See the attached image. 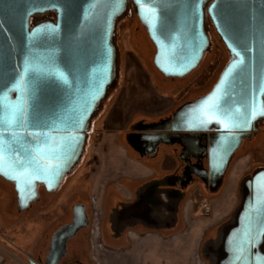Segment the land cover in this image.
I'll return each instance as SVG.
<instances>
[{
	"label": "water",
	"instance_id": "95a60500",
	"mask_svg": "<svg viewBox=\"0 0 264 264\" xmlns=\"http://www.w3.org/2000/svg\"><path fill=\"white\" fill-rule=\"evenodd\" d=\"M130 1L166 78H183L201 63L210 45L205 12L232 56L213 89L174 117L177 132L216 130L209 178L217 183L264 119V0H141L144 7ZM127 6L128 0H0V178L14 186L20 211L36 201L39 185L56 191L79 162L90 121L116 80L114 31ZM52 12L55 21L31 26L33 17ZM30 156L44 167L21 175L9 166ZM244 188L220 264H264V169Z\"/></svg>",
	"mask_w": 264,
	"mask_h": 264
},
{
	"label": "crops",
	"instance_id": "0c3cea01",
	"mask_svg": "<svg viewBox=\"0 0 264 264\" xmlns=\"http://www.w3.org/2000/svg\"><path fill=\"white\" fill-rule=\"evenodd\" d=\"M139 88L136 83L128 92L135 94ZM124 104L116 100L103 105L104 114L107 110L115 113L106 117L105 129L93 146L96 197L92 213L88 216L84 205L74 210V219L79 211L86 226L80 228L81 223L60 230L48 247L32 246L27 253L20 248L24 245L14 229H0V264H22L19 254L48 264L53 251L62 264H220L224 238L236 224L245 195L244 186L241 194L237 192L240 177L231 167L235 155L217 183L196 177L179 182L186 160L194 164L195 156L183 155L185 160L175 142L143 152L137 130L155 121L145 118V99ZM200 186L212 206L210 219L199 218L203 199L193 205L198 198L194 190ZM196 218L201 226L194 225ZM211 230L218 232H210L212 240L202 247L201 234Z\"/></svg>",
	"mask_w": 264,
	"mask_h": 264
},
{
	"label": "rangeland",
	"instance_id": "374dc122",
	"mask_svg": "<svg viewBox=\"0 0 264 264\" xmlns=\"http://www.w3.org/2000/svg\"><path fill=\"white\" fill-rule=\"evenodd\" d=\"M51 18L52 13L35 16L31 25ZM206 32L210 38V45L199 66L183 78H166L154 65L155 47L147 29L138 17L135 6L130 2L126 12L116 20L113 40L117 49V76L105 102L111 101L112 103L118 100L126 105L135 99H145V114L147 115L145 118L159 121L184 105L196 102L208 94L219 80L232 56L209 18L206 22ZM136 83L140 90L135 94L128 92ZM103 105L91 122L86 147L80 161L67 174L64 182L56 191L48 193L44 188H40L36 201L31 203L27 209L20 211L14 186L0 179V229H14L20 236V241L22 240L24 246L20 248L24 252H29L32 246L39 249L48 247L62 228V230L66 228L69 230L74 223V210L79 205H84L87 208L86 214L91 216L93 198L96 197L92 185L93 172L96 167L93 146L98 142L99 134L103 133L107 118L115 113V110H109L110 112L107 110L104 114ZM100 116L102 118L99 120ZM257 127L258 130L244 142L231 162V167L238 170L240 177L237 183L238 195L241 194L245 181L264 169V119L257 122ZM110 131L113 130L110 129ZM194 192L198 198L193 205L197 206L201 199H203L202 202L209 203L207 193L202 186ZM213 215L212 212L207 217L203 212H199V218L202 219H210ZM199 218L194 220V225L201 226L202 221L198 220ZM88 219L90 221V218ZM85 220L84 218L80 228L86 226ZM216 231L211 230L204 232L205 235L201 234L202 247L212 240L211 233ZM73 240L74 238L70 239V241ZM83 242H87L85 237ZM19 255L24 259H22V264H38L26 256ZM62 263L63 259L60 263L57 259L52 264Z\"/></svg>",
	"mask_w": 264,
	"mask_h": 264
},
{
	"label": "flooded vegetation",
	"instance_id": "af4514ba",
	"mask_svg": "<svg viewBox=\"0 0 264 264\" xmlns=\"http://www.w3.org/2000/svg\"><path fill=\"white\" fill-rule=\"evenodd\" d=\"M130 2L131 1L128 0L127 9L129 7ZM208 18L209 17L207 15V12H205V26H206V22H207ZM32 19L30 20V24L32 23ZM55 20H56V14L54 12H52V18L47 19L45 21H55ZM35 24H37V23H34L31 26L33 27ZM209 41H210V38H209ZM151 42H152V40H151ZM153 45H154V43H153ZM154 47H155V45H154ZM116 51H117V49H116ZM155 53H156V47H155ZM155 53H154V55H155ZM107 95H108V93H107ZM105 100H106V98L102 101L100 107L104 104ZM99 109L96 112V114L92 117V119L90 121V125H91L93 118L101 110V109L100 110ZM179 110L171 113V115L168 117L161 118L157 122L155 121L153 123L141 124L139 126V129L137 130L138 131L137 137L139 138L140 143H141L140 147H142L143 152L151 153V152H154L155 150H157L162 144H173L175 142V145L182 148L181 155L183 158H185V160H186V157H184L183 155L192 154L195 156V158H194L195 163L194 164L193 163L191 164L188 160H186V163L183 167V170L180 173V175L178 176L177 180L179 182H186V181H189L191 178L196 177L199 179H206L207 181H210L209 172H210V153H211V149H212L211 141L217 137V132L215 129H212L211 131L205 133V135H202V136L201 135L200 136L193 135V134H190L188 132H183V131L177 132L175 129L179 128L180 124L179 123L177 124L178 121H174V117ZM257 130H258V127L256 124V130L255 131H257ZM255 131L251 132L247 137L243 138L242 144L239 147V149L243 146V144L246 140H249L252 137V135L254 134ZM89 132H90V130H89ZM200 143H201V145H200ZM205 165H207V166H205ZM0 179H2V178H0ZM40 188H44L48 193H50L44 185H42V184L39 185L38 190ZM15 193H16V191H15ZM16 195H17V193H16ZM38 197H39V192H38ZM17 198H18V196H17ZM82 221H84V216H83V218H82V216L80 217V212L77 211V213H75L74 223L70 227H72L76 224L80 225L82 223ZM56 236H58V235L56 234ZM56 236H54V238ZM55 253L56 252H54V251L51 253V257H50L49 261L47 260L48 264L54 263L55 257H53V255Z\"/></svg>",
	"mask_w": 264,
	"mask_h": 264
},
{
	"label": "snow or ice",
	"instance_id": "6c2138e0",
	"mask_svg": "<svg viewBox=\"0 0 264 264\" xmlns=\"http://www.w3.org/2000/svg\"><path fill=\"white\" fill-rule=\"evenodd\" d=\"M138 4H141V0H137ZM145 5L141 4V7H144ZM215 106H209L208 112L205 113V115L212 114V110ZM22 111V110H21ZM203 123V121H201ZM4 148L0 147V166H3L5 163V156H4ZM9 166L13 167L14 170L18 171L21 175H24L25 173L28 172L29 167L33 171H39L44 167L41 163V158L36 157V156H30V158L26 160H15V161H10Z\"/></svg>",
	"mask_w": 264,
	"mask_h": 264
},
{
	"label": "built area",
	"instance_id": "2783aa9c",
	"mask_svg": "<svg viewBox=\"0 0 264 264\" xmlns=\"http://www.w3.org/2000/svg\"><path fill=\"white\" fill-rule=\"evenodd\" d=\"M201 210H202L203 214L205 216H207V217L210 216L212 214V212H213L212 206L208 202H202V204H201Z\"/></svg>",
	"mask_w": 264,
	"mask_h": 264
}]
</instances>
